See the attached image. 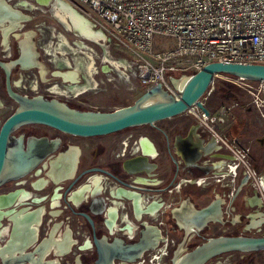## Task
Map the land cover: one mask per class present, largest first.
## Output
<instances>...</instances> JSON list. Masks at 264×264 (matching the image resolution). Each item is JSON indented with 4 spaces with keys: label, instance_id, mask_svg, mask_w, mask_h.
<instances>
[{
    "label": "flooded vegetation",
    "instance_id": "1",
    "mask_svg": "<svg viewBox=\"0 0 264 264\" xmlns=\"http://www.w3.org/2000/svg\"><path fill=\"white\" fill-rule=\"evenodd\" d=\"M6 1L26 10L14 0ZM20 3L29 4L26 0ZM78 14L80 18L75 16L74 21L67 15V23L53 15L67 31L79 28L89 37L83 26L84 21L90 22ZM31 19L16 27L27 29ZM12 27L8 22L0 25V60L16 63L10 74L14 91L60 98L81 109L125 106L103 109L80 96L88 91L103 93L107 88L101 87L116 78L120 84L126 82L120 70L122 60L106 54L114 61L101 60V66L93 61L102 71H88L81 65L83 58L60 57L56 50L61 48L59 43L53 48L55 38L70 46L67 36L57 33V27H52L53 35L48 32L41 40H34L37 59L31 55L22 58V47L27 53L32 47L30 43L20 44L24 36L17 37ZM18 105L9 95L7 74L0 66V132ZM239 105L238 101L229 105L213 102L206 107L211 115L223 106L234 120ZM249 110L253 112L252 107ZM258 110L264 121V106ZM195 111L206 114L199 107ZM191 124L206 128L215 137L191 111L153 125L94 136L76 135L42 123L16 127L9 154L38 155L41 159L24 173L6 168L3 174H7L0 178V264H94L99 247L109 248L114 257L111 264H172L178 250H191L209 237L263 235L264 203L243 169L239 173L240 181L245 182L242 190H256L261 200L257 212L260 220L254 226L245 217L241 222L227 218L225 211L246 207L242 190L236 193L232 188L224 195L221 172L213 164L217 157L208 153L209 144L190 141ZM233 140L229 138L245 147L238 139ZM229 156L235 160L233 154ZM250 156L252 150L248 151L249 161ZM209 205L214 206V212L199 214ZM205 264H264V250L229 251Z\"/></svg>",
    "mask_w": 264,
    "mask_h": 264
},
{
    "label": "built area",
    "instance_id": "2",
    "mask_svg": "<svg viewBox=\"0 0 264 264\" xmlns=\"http://www.w3.org/2000/svg\"><path fill=\"white\" fill-rule=\"evenodd\" d=\"M89 20L91 26L131 55L123 60L146 89L159 83L174 96L170 74L193 73L210 62L264 64V0H63ZM171 40L155 49V37ZM161 46H164L162 44ZM121 70V71H122ZM227 80L256 96L264 106L263 81L230 76ZM193 112L235 156L233 180L240 169L249 175L264 203L263 176L248 158L246 147L230 142L221 130L225 107L216 114Z\"/></svg>",
    "mask_w": 264,
    "mask_h": 264
},
{
    "label": "water",
    "instance_id": "3",
    "mask_svg": "<svg viewBox=\"0 0 264 264\" xmlns=\"http://www.w3.org/2000/svg\"><path fill=\"white\" fill-rule=\"evenodd\" d=\"M30 16L33 15L25 14L6 0H0V25L8 22L10 26H13L12 29H17L16 26L21 21L29 19ZM34 35H36V31L32 30L16 33L17 37L24 36L20 44L30 43L32 47V52L29 53L22 47V58L31 55L32 58L37 59L39 52L34 45ZM15 64V62L6 63L0 60V66L7 74L9 95L19 104L17 109L5 120L0 132L1 179L7 174H3L6 168H10L16 173H24L41 159V156L38 155L25 157L9 154L11 142H13L11 133L22 124H47L64 132L82 136L104 135L132 126L153 125L156 121L184 114L193 106L201 108L208 115L209 110L204 99L210 93L216 77L220 74L263 81L264 84V64L262 63L245 64L215 61L190 74L181 73L178 77L170 74L168 77L174 88L179 92V97L174 96L159 83L146 89L132 104L114 110H90L71 106L67 101L60 98H48L43 95L27 96L14 91L10 83V74ZM229 154L231 153L228 152L227 156L220 157L224 160L223 170L225 171L220 173L223 178L221 186L228 193L232 188L236 189V193H239L245 183L244 180L241 181L238 187H235L236 179L225 181V177H233L231 163L234 160ZM5 178L7 176L3 179ZM213 207L209 205L201 210L199 214L208 215L214 212ZM90 221L92 222L91 219ZM235 250H264V234L261 236L224 234L209 237L191 250L183 253L182 250H178L172 264H205L217 255ZM113 258L109 248L99 247L98 257L94 264H111Z\"/></svg>",
    "mask_w": 264,
    "mask_h": 264
},
{
    "label": "rangeland",
    "instance_id": "4",
    "mask_svg": "<svg viewBox=\"0 0 264 264\" xmlns=\"http://www.w3.org/2000/svg\"><path fill=\"white\" fill-rule=\"evenodd\" d=\"M26 1H28L29 4H23L20 3V0H14L16 5L19 4L21 8L26 9V10H22L19 8L25 14L33 15L32 19L28 23L27 29L18 26L17 29L14 30V32L20 33V31L27 32L28 30L36 31V35H34V40L38 41L41 40L42 36H44L48 32H50V35L51 34L53 35L52 27L55 28L57 27L58 28V29L56 28L58 30L57 33L62 32L64 35H66L68 39V45L70 46L67 47L62 40L57 41V38H55L56 39L55 43H53L54 46L58 42L59 46L61 47L60 49L59 47H57L56 50L61 52V53L58 52L57 54L60 57H62V55H65L66 58L67 56L69 57L71 55L78 56L79 60L83 58L84 65L83 63H81V65L84 68H86L88 71L89 70L102 71L101 67L97 69L95 65L97 63L98 66H101L100 64L101 60H105L106 54L111 55L115 59H118L120 61L122 60V63H124L123 60L124 61L127 60V62L130 63L129 60H131V55L129 54V52L120 48L118 45L114 43L104 44L103 42L99 44L95 41H91L80 34L79 28L76 29L73 27L70 31H67L63 27L61 22H59L58 19L53 15L55 14L54 12L56 11L55 8L58 5L56 4V1L52 0L51 2H49L50 1L49 0L48 1L49 3L47 2V5H43L37 0H26ZM62 5L64 6V4ZM42 24L46 26H41ZM59 35L62 36L61 33H59ZM50 41H51V37L49 42ZM169 41L171 43V40L168 38H164L162 36H156L155 49H158L160 47L162 48L165 47ZM162 44H164V46H161ZM86 46H88L89 49ZM53 48L55 49L56 46ZM65 51L66 53L63 54ZM90 59L91 60L93 59L94 62L96 61V63L94 64L93 62L92 65ZM78 69L79 71L81 70L80 67ZM120 70H122V68H120ZM123 71L124 70H122L121 72ZM126 73H127L126 82L124 81V83L120 84L116 78L113 79V81H109L105 87H101V88H107V91L99 94H95L94 92L88 91V93H84L80 96H82L84 99L86 98L88 102L93 103L94 105L99 106L103 109H112V106L117 104L129 105L133 103L145 91V87L138 80H136V78L132 77L133 69L131 70L129 66L126 70ZM90 74H92L91 71ZM179 75H181V73L178 72L174 73V76L178 77ZM98 76H100L101 78H105L104 75L100 73ZM228 78H232V77L226 74H220L218 77H216L210 93H208L204 99L205 103L208 105V103L211 104L213 102L215 103L218 102L221 105L222 104L229 105L231 103L238 101L242 105H239L237 109L239 110L244 109V112L242 111V113L244 114L245 118L264 123L263 118L259 116V110H258L259 106L256 103V99H257L256 96L248 92L247 90L239 87L238 85L229 82L227 80ZM243 105L245 106V108L242 107ZM249 107H252L253 112L247 111V108ZM226 120L227 123L225 124V126L229 124V122H231L232 119L231 117H227Z\"/></svg>",
    "mask_w": 264,
    "mask_h": 264
},
{
    "label": "crops",
    "instance_id": "5",
    "mask_svg": "<svg viewBox=\"0 0 264 264\" xmlns=\"http://www.w3.org/2000/svg\"><path fill=\"white\" fill-rule=\"evenodd\" d=\"M84 24L85 26L83 27L86 29L87 33L89 31L88 34L91 39L84 36L80 31V34L82 36L99 44L101 42H105V37L100 31H97L94 26H91L90 23L87 24L84 21ZM105 59H110V57L105 56ZM110 60L113 61L112 59ZM93 61L94 60L92 59V65ZM120 105L117 104L116 106ZM242 107L245 108L244 105ZM242 111L244 112V109H237L238 117H235L234 120H231V122H229V124H227L226 126L224 125L221 130L224 134L227 135L228 140L229 138L232 141H234L233 139H238L240 143L243 144L247 149L252 150V157L250 156V162L263 176L264 181V123L245 118ZM247 111L250 112L249 108H247ZM190 128L192 134L190 141L195 143L198 142V144L204 145L209 144L211 146L209 152L212 151V156L219 157L213 162L216 169H218L217 172H225L223 170L224 160L220 157L228 155L229 151L226 146L222 142L218 141L215 137H213L206 128L200 125L196 126L195 124H191ZM222 179L221 181H223ZM229 179L233 181L232 177H225V181H228ZM236 179L237 183L235 184V186H238L241 182L240 180H242L240 174H238ZM223 193L225 195L226 190H223ZM241 195L243 198H245L246 207L244 209H240L239 211H237L236 208H232V212L228 210V213L225 211V214L227 215L228 219L232 218V220H235V222H241V220H243L242 217H245L247 221L249 220V222L254 225L255 222L260 220L259 215L257 216V212L259 210L258 208L261 204V200L258 197L256 190L253 191L251 190V188H244L241 192Z\"/></svg>",
    "mask_w": 264,
    "mask_h": 264
},
{
    "label": "bare ground",
    "instance_id": "6",
    "mask_svg": "<svg viewBox=\"0 0 264 264\" xmlns=\"http://www.w3.org/2000/svg\"><path fill=\"white\" fill-rule=\"evenodd\" d=\"M39 1H41L43 3H47L49 0H39ZM57 2H56V4H58ZM63 4H64V6L61 4V2H59V5H57V7L55 8L56 11L53 10L58 18H60L61 20H63L65 23L68 22L67 21V15L68 16L70 15V17L72 18L73 21L75 20V16H76V20H77V17L80 18L79 14H78V11H76L75 9H73L72 7H70L67 3H63Z\"/></svg>",
    "mask_w": 264,
    "mask_h": 264
},
{
    "label": "trees",
    "instance_id": "7",
    "mask_svg": "<svg viewBox=\"0 0 264 264\" xmlns=\"http://www.w3.org/2000/svg\"><path fill=\"white\" fill-rule=\"evenodd\" d=\"M190 74V73H189Z\"/></svg>",
    "mask_w": 264,
    "mask_h": 264
}]
</instances>
